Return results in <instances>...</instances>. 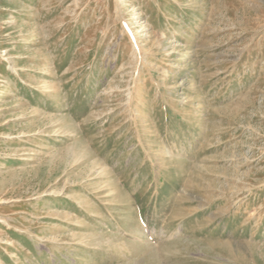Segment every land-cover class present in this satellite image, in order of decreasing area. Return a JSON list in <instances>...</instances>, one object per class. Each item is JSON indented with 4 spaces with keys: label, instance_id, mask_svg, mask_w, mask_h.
Listing matches in <instances>:
<instances>
[{
    "label": "rangeland",
    "instance_id": "rangeland-1",
    "mask_svg": "<svg viewBox=\"0 0 264 264\" xmlns=\"http://www.w3.org/2000/svg\"><path fill=\"white\" fill-rule=\"evenodd\" d=\"M0 264H264V0H0Z\"/></svg>",
    "mask_w": 264,
    "mask_h": 264
},
{
    "label": "bare ground",
    "instance_id": "bare-ground-1",
    "mask_svg": "<svg viewBox=\"0 0 264 264\" xmlns=\"http://www.w3.org/2000/svg\"><path fill=\"white\" fill-rule=\"evenodd\" d=\"M6 93V92H5Z\"/></svg>",
    "mask_w": 264,
    "mask_h": 264
}]
</instances>
